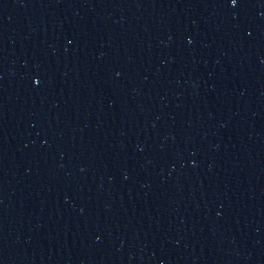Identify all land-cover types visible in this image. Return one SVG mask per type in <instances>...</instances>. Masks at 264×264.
<instances>
[{
    "label": "water",
    "instance_id": "water-1",
    "mask_svg": "<svg viewBox=\"0 0 264 264\" xmlns=\"http://www.w3.org/2000/svg\"><path fill=\"white\" fill-rule=\"evenodd\" d=\"M0 264H264V0H0Z\"/></svg>",
    "mask_w": 264,
    "mask_h": 264
}]
</instances>
